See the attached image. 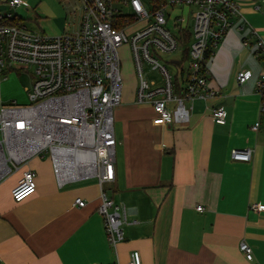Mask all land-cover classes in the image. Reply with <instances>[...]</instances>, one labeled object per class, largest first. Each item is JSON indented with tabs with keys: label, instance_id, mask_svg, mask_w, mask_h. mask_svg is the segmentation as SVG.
Returning <instances> with one entry per match:
<instances>
[{
	"label": "crops",
	"instance_id": "1",
	"mask_svg": "<svg viewBox=\"0 0 264 264\" xmlns=\"http://www.w3.org/2000/svg\"><path fill=\"white\" fill-rule=\"evenodd\" d=\"M238 1L241 14L233 16L206 62L218 93L186 100V122L166 123L151 104L137 102L136 91L115 107L120 154L116 177L105 184L113 190L107 195L126 207L125 238L116 247L108 239L97 179L60 186L49 155L15 165L7 151L11 170L0 179V264H126L133 250L144 264H254L240 249L242 240L264 263V209L251 207L264 204V95L258 88L264 67L255 54L257 37L264 39V0ZM175 10L171 16H183L190 30V13ZM246 69L253 75L240 82ZM219 106L227 110L225 123L212 116ZM247 147L250 161L231 157L233 148ZM29 168L37 173V191L17 202L12 189ZM78 196L84 206L75 203Z\"/></svg>",
	"mask_w": 264,
	"mask_h": 264
},
{
	"label": "built area",
	"instance_id": "2",
	"mask_svg": "<svg viewBox=\"0 0 264 264\" xmlns=\"http://www.w3.org/2000/svg\"><path fill=\"white\" fill-rule=\"evenodd\" d=\"M16 7L24 0H6ZM82 10L78 30L60 35L30 30L19 16L0 11V76L14 65L34 68V82L28 104L3 105L0 110V179L16 165L34 155H49L60 186L72 180L94 177L101 186L104 216L110 243L116 247L125 238V205L109 197L104 184L116 177L115 107L122 102L123 78L118 47L129 42L140 80L139 103H149L168 123L186 122L190 108L186 100L207 99L218 90L209 84L208 52L213 54L241 14L238 0H79ZM176 5L190 6L192 40L187 60V84L181 95L174 89L170 66L181 64L172 54L184 44V17H172ZM193 22V23H192ZM253 33H258L255 29ZM245 46H251L244 40ZM183 50L180 49V53ZM255 54L264 67V39L257 37ZM161 72V84L144 76V63ZM253 75L249 69L238 74L240 82ZM264 95V71L258 80ZM170 102H175L174 107ZM218 123H225L224 106L213 109ZM259 121L254 129L259 128ZM234 160L250 161L251 148H233ZM37 173L26 169L12 189L13 198L23 201L37 191ZM75 203L87 201L78 196ZM261 211L264 204L252 202ZM202 211L204 206L197 205ZM240 249L254 264L253 247L246 241ZM2 257L0 255V261ZM126 264H144L141 252L133 250Z\"/></svg>",
	"mask_w": 264,
	"mask_h": 264
},
{
	"label": "rangeland",
	"instance_id": "3",
	"mask_svg": "<svg viewBox=\"0 0 264 264\" xmlns=\"http://www.w3.org/2000/svg\"><path fill=\"white\" fill-rule=\"evenodd\" d=\"M25 3L16 7L10 6L6 0H0V11L12 12L19 16V19L30 30L48 35H60L64 32H74L78 30L82 17L79 0H24ZM147 1V0H146ZM176 5L175 12H180L187 16L190 8L185 6L184 10ZM187 46L180 44V48L172 54L166 55L180 59V49L184 50ZM121 62V74L123 78L122 102L127 95L137 90L139 85V72L136 68L135 56L131 44L125 42L118 47ZM188 63V62H187ZM173 74H176V66H170ZM144 76L148 79H156V85L161 84V72L151 68L149 64L144 63ZM34 68H21L15 66L6 70L3 76H0V110L3 105L28 104L31 102L30 92L34 82ZM1 101L4 104L1 105ZM172 104V107H174ZM119 146L117 148V152ZM119 152L117 153L119 157ZM96 178H86L83 180L91 181ZM82 182V181H81ZM105 190L108 195L113 190L105 184ZM124 225V223H123Z\"/></svg>",
	"mask_w": 264,
	"mask_h": 264
},
{
	"label": "trees",
	"instance_id": "4",
	"mask_svg": "<svg viewBox=\"0 0 264 264\" xmlns=\"http://www.w3.org/2000/svg\"><path fill=\"white\" fill-rule=\"evenodd\" d=\"M184 44L187 46L182 53V63L178 66H176V74H174L173 78V84H174V89L177 95H181L183 90L185 89V85H183L184 81L187 82V60L189 58V45L192 40V33L191 30L185 29L184 33ZM212 56L211 53L208 52L207 54V61L209 58ZM207 64V63H206Z\"/></svg>",
	"mask_w": 264,
	"mask_h": 264
},
{
	"label": "water",
	"instance_id": "5",
	"mask_svg": "<svg viewBox=\"0 0 264 264\" xmlns=\"http://www.w3.org/2000/svg\"><path fill=\"white\" fill-rule=\"evenodd\" d=\"M193 23V22H192Z\"/></svg>",
	"mask_w": 264,
	"mask_h": 264
}]
</instances>
